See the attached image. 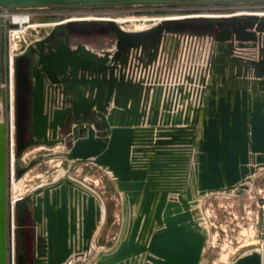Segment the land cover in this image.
<instances>
[{"label": "water", "instance_id": "obj_1", "mask_svg": "<svg viewBox=\"0 0 264 264\" xmlns=\"http://www.w3.org/2000/svg\"><path fill=\"white\" fill-rule=\"evenodd\" d=\"M185 2L264 0H0V9ZM207 18L211 35L176 31ZM77 21L86 20L57 22L29 48L36 61L30 144L66 152L41 155L25 168L14 164L12 177L11 124L0 121V264H202L209 241L202 200L243 195L264 171V15L185 16L139 31L99 20L114 43L96 49L71 36L67 28ZM23 71L20 64L14 69L15 88ZM7 83L0 20L2 107L6 95L10 103ZM15 130L14 123V163ZM57 157L69 162L68 170L9 205L8 183ZM79 164L107 174L121 204L114 245L94 256L106 210L95 191L70 177ZM229 264H264V251Z\"/></svg>", "mask_w": 264, "mask_h": 264}, {"label": "rangeland", "instance_id": "obj_2", "mask_svg": "<svg viewBox=\"0 0 264 264\" xmlns=\"http://www.w3.org/2000/svg\"><path fill=\"white\" fill-rule=\"evenodd\" d=\"M238 12H256L264 15V2H185L159 5H111L99 7H66L56 5L33 9H0L5 25L6 64L7 69L23 66L24 84H17L15 78V107L12 111L10 85L9 96L2 107L0 104V121L11 124V174L14 164L25 168L35 158L47 154H62L66 152L63 146L51 149L30 144V91L32 86V67L35 58L29 54V48L38 39L45 37L52 26L67 19L77 21L67 28L77 41L81 38L92 41L97 47H111L114 36L107 25L99 20L112 19L126 31L147 29L164 19L182 18L185 16H214ZM262 12V13H261ZM14 15H26L28 21L21 26L14 24ZM210 19L186 21L176 28L179 33L202 37L214 33L209 27ZM18 30L10 43V30ZM11 31V34L13 33ZM77 31V32H73ZM80 31V32H79ZM11 44V45H10ZM11 46L13 52H11ZM195 47L196 44H193ZM192 50L195 51L194 48ZM10 57V58H9ZM10 59V65L8 60ZM12 67V68H11ZM9 72V70H8ZM24 86V87H23ZM14 88V87H13ZM23 105V106H22ZM14 112V120L12 115ZM20 120V126L17 122ZM15 138H19V150L16 163L12 160ZM17 146V144H16ZM13 163V164H12ZM13 165V166H12ZM15 167V166H14ZM69 168V162L62 157L44 160L27 169L24 175L15 183H8V201L24 197L38 185L49 183ZM13 169V172H12ZM70 177L85 184L95 191L103 200L106 210L105 221L96 237L93 256L100 250L111 248L121 227V204L118 193L108 175L91 164H79L70 172ZM20 185V186H19ZM17 200V199H16ZM15 200V201H16ZM202 215L209 232V241L204 253L202 264H229L245 252L259 249L264 251V171L255 178L251 190L240 196L212 195L201 202ZM101 225V223H100ZM206 230V228H205ZM92 256V258H93ZM222 256V257H221ZM224 256V257H223ZM91 260V259H90ZM90 261H80L76 264H89Z\"/></svg>", "mask_w": 264, "mask_h": 264}, {"label": "bare ground", "instance_id": "obj_3", "mask_svg": "<svg viewBox=\"0 0 264 264\" xmlns=\"http://www.w3.org/2000/svg\"><path fill=\"white\" fill-rule=\"evenodd\" d=\"M28 21V16H26V15H14L13 16V23L14 24H18V25H22L23 23H26ZM18 30H15V31H13V33L12 34H10V43L11 42H16V40L14 39V38H16V37H14L15 36V34H18V33H15V32H17ZM12 84H14V75H13V77H12ZM24 84V83H23ZM14 86V85H13ZM24 87V86H23ZM15 88V87H14ZM14 88H12V95H11V101H12V111H14V95H15V92L16 91H14ZM23 106V105H22ZM12 119L14 120V112H13V115H12ZM12 160L14 161V149L12 150ZM13 164V163H12ZM13 166V165H12ZM13 169H14V166H13ZM13 169H12V172H13ZM20 186V185H19ZM84 188V187H83ZM85 190H87L86 189V187L84 188ZM88 191V190H87ZM17 198L15 197V199L13 200V202H12V204H14L15 203V200H16ZM198 219H200V217H198ZM200 221V220H199ZM222 257V256H221ZM224 257V256H223ZM75 259V258H74ZM74 259H71L72 261L74 260ZM71 261V262H72Z\"/></svg>", "mask_w": 264, "mask_h": 264}, {"label": "crops", "instance_id": "obj_4", "mask_svg": "<svg viewBox=\"0 0 264 264\" xmlns=\"http://www.w3.org/2000/svg\"><path fill=\"white\" fill-rule=\"evenodd\" d=\"M80 43H82V44H84V45H86L87 47H89V48H92V49H96V48H98L97 46H96V44H94L92 41H88L87 39H80ZM11 45V44H10ZM13 48H12V46H11V52H13V50H12ZM12 68V67H11ZM13 75H14V69H11V73H10V91H12V88L14 87L13 85L14 84H12V77H13ZM104 173V172H103ZM258 175H260V174H258ZM258 177V176H257ZM110 179V178H109ZM111 180V179H110ZM112 181V180H111ZM88 187H86V189H87ZM88 190V189H87ZM206 199H208V197L207 198H205V200ZM200 220V222L201 221H203L202 220V218H200L199 219ZM201 224H202V222H201ZM203 225V224H202ZM104 251H106V250H100V251H98L97 253H99V252H104Z\"/></svg>", "mask_w": 264, "mask_h": 264}, {"label": "built area", "instance_id": "obj_5", "mask_svg": "<svg viewBox=\"0 0 264 264\" xmlns=\"http://www.w3.org/2000/svg\"><path fill=\"white\" fill-rule=\"evenodd\" d=\"M1 17H2V14L0 13V20H2ZM3 22H4V21H3ZM14 30H15V29H14ZM11 31H13V30H10V31H9V34H11ZM9 58H10V57H9ZM8 64L10 65V59L8 60ZM8 70H9V67H8ZM10 183L12 184L11 181H10ZM19 198H21V196L18 197L17 200H18ZM10 204H12L11 199L9 200V205H10Z\"/></svg>", "mask_w": 264, "mask_h": 264}]
</instances>
